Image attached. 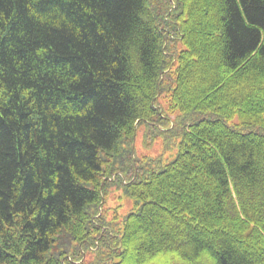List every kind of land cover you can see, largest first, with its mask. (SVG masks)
Here are the masks:
<instances>
[{"label":"trees","instance_id":"obj_1","mask_svg":"<svg viewBox=\"0 0 264 264\" xmlns=\"http://www.w3.org/2000/svg\"><path fill=\"white\" fill-rule=\"evenodd\" d=\"M88 255L264 264V0H0V264Z\"/></svg>","mask_w":264,"mask_h":264},{"label":"rangeland","instance_id":"obj_2","mask_svg":"<svg viewBox=\"0 0 264 264\" xmlns=\"http://www.w3.org/2000/svg\"><path fill=\"white\" fill-rule=\"evenodd\" d=\"M177 46L181 50L182 42L177 41ZM168 93H163L158 96V107L164 112L165 115L169 114V102ZM173 117V115H171ZM146 125H142L138 128L135 135L136 144V154L140 157L145 156H161L163 163H167L174 158L175 151L177 150V142H173L174 138L165 139L164 136H159L152 147H146L143 144V136L145 132ZM134 205V200L128 198L122 193L120 189H114L113 186L110 187V191L106 197L105 207L106 213L105 218L110 222V226L116 228L115 226H121L123 223L124 216L130 211ZM91 256H86L85 264H90ZM111 263V261H109ZM94 264V263H93Z\"/></svg>","mask_w":264,"mask_h":264}]
</instances>
